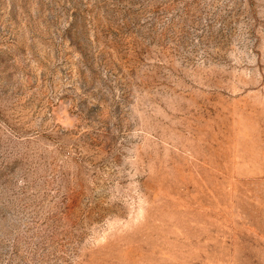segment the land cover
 <instances>
[{"label":"rangeland","instance_id":"374dc122","mask_svg":"<svg viewBox=\"0 0 264 264\" xmlns=\"http://www.w3.org/2000/svg\"><path fill=\"white\" fill-rule=\"evenodd\" d=\"M0 264H264V0H0Z\"/></svg>","mask_w":264,"mask_h":264}]
</instances>
